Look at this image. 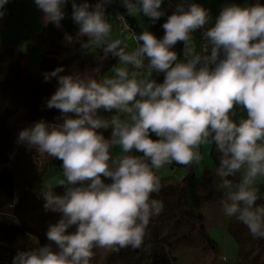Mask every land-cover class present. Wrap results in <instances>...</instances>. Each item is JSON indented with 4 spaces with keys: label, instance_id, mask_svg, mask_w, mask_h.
<instances>
[{
    "label": "clouds",
    "instance_id": "clouds-1",
    "mask_svg": "<svg viewBox=\"0 0 264 264\" xmlns=\"http://www.w3.org/2000/svg\"><path fill=\"white\" fill-rule=\"evenodd\" d=\"M8 2L0 0V19ZM69 2L79 28L65 39L84 50L99 47L119 66L99 80L87 73L60 75L63 67L44 74L45 81L58 80L47 107L59 110L62 122H35L19 132L18 142L62 161V178L41 189L45 212L60 218L47 228L48 243L18 251L12 264H91L94 249L140 248L150 220L164 208L152 196L162 186L157 173L173 163L200 164V150L208 145L219 154L215 172L227 189L224 215L264 239V204L257 203L264 197L256 187L264 179V5H226L206 27L209 10L181 2L163 23L162 39L147 30L132 33L136 46L128 50L106 19L113 0H34L57 28ZM121 2L129 15L142 13L153 22L164 15L163 0ZM200 29L198 52L192 33ZM178 42L182 61L172 50ZM153 71L164 74L162 83L148 78ZM237 106L246 117L235 119ZM100 109L116 114L105 119ZM109 128L106 139L98 130Z\"/></svg>",
    "mask_w": 264,
    "mask_h": 264
},
{
    "label": "trees",
    "instance_id": "trees-1",
    "mask_svg": "<svg viewBox=\"0 0 264 264\" xmlns=\"http://www.w3.org/2000/svg\"><path fill=\"white\" fill-rule=\"evenodd\" d=\"M257 2L264 5V0H247L244 6H252ZM89 3L94 5L96 2L89 0ZM111 5L125 17L133 33L139 35L147 30L158 39L163 38L162 25L170 15L167 11L153 22L143 14L140 19L136 15H129L121 0H113ZM63 11L65 16L61 21V27L57 28L52 23H44L34 36L35 42L45 47L36 73L27 68L29 56L36 46L29 47L25 51L0 47V264H12L13 257L18 251L48 243L47 228L49 224L56 223L60 218L58 213L45 212L40 179L49 166L62 170V161L49 157L42 167H34L29 173L19 174L18 179L15 177L14 170L8 165L9 119L13 111L22 106L32 120L44 119L52 123H60L62 121L58 119L61 116L59 110L47 107V100L56 91L58 80L52 78L45 81L44 74L57 67L64 69L60 75L75 73L73 68H76V73L90 69L97 78L119 61L111 54L105 55L99 47L84 50L81 49L79 41L69 43L65 39V34L75 38L79 26L72 20L70 2L64 6ZM106 19L113 26V37L122 41L123 37L118 33L116 20L110 14L106 16ZM84 39L86 38H81V40ZM133 44L135 47L134 42ZM124 45L127 44L122 41V46ZM127 47L131 50L128 45ZM183 47V43L178 42L172 49L177 52L178 59L181 61L184 59ZM149 79L162 83L164 74L153 71ZM115 114V111L106 112L103 109L98 111V115L105 119ZM98 131L106 139L111 136L110 128ZM150 136L153 140L158 139L155 134ZM132 154L141 155L135 150ZM218 155L212 146L211 157L215 168L219 165ZM169 166L186 167L187 173L177 183H170L160 176L161 190L158 194L153 193L152 196L161 200L164 208L158 216L150 220L144 244L138 249L128 247L118 252L95 249L100 251L97 254H102L107 260H119L122 264H174L175 245L178 242L190 241L197 230L209 246H215L214 240L205 232L203 215L199 211L203 200L207 196L212 197L211 192L206 191L205 183L196 177L194 169L190 166L176 163ZM238 177L239 174L236 178ZM217 178L221 181L218 176ZM54 191L57 194H63L64 189L54 187ZM261 196L264 197V195ZM257 203L264 204V198ZM229 228L238 243L237 259L234 264H264V239L253 238L247 227L234 217L231 219Z\"/></svg>",
    "mask_w": 264,
    "mask_h": 264
},
{
    "label": "rangeland",
    "instance_id": "rangeland-1",
    "mask_svg": "<svg viewBox=\"0 0 264 264\" xmlns=\"http://www.w3.org/2000/svg\"><path fill=\"white\" fill-rule=\"evenodd\" d=\"M236 1L230 0L226 5L235 4ZM244 3L246 4L247 0H244ZM44 23H46L44 14L37 8L34 0H9L5 5V15L0 19V47L4 46L8 49L25 51L29 47L36 46V49L29 56L27 63V68L34 73L38 71L40 58L45 52V47L37 44L34 36ZM124 43L130 49L134 48L131 40H126ZM198 50L200 51V48ZM117 66H119V61L112 68L98 75L97 78L96 74L90 69L80 71V73H87L99 80L104 76L113 75V69ZM142 71L148 72L147 68ZM73 72L76 73V68H73ZM152 73L148 78H150ZM243 117H246V110L237 106L235 119L238 120ZM41 120L44 119L38 121ZM38 121L30 119L26 109L22 106L14 110L9 119L10 143L7 147L8 165L14 170L17 179L19 178V174L29 173L34 167H42L49 159L47 156H39L35 149L29 150L24 143L18 142L19 132L33 126ZM211 149L212 145L202 147L200 150L203 155L202 162L189 166L194 169L196 177L203 180L206 185V191L212 194V197L207 196L203 200L199 211L203 215L205 232L214 240L215 246H209L205 238L197 230L193 233L190 241L178 242L175 245L173 249V254L176 257L174 264H234L237 259L238 243L235 235L229 228L232 217L224 215L221 205V200L224 198L227 189L221 186V181L217 178L214 161L211 157ZM119 151V146H117L113 152L117 154ZM186 173V167H171L166 165L163 169L159 170L157 175L166 178L170 183H177ZM62 176V170L55 169L53 166L47 167L41 175L40 191L44 183H48L49 181L54 183L57 179L62 178ZM238 179L239 177L233 179V184L237 183ZM256 187L259 193L264 195V179L258 180ZM34 247L36 246L34 245ZM99 252L94 249L95 254L91 264H122V262L116 259L107 260L102 254H97Z\"/></svg>",
    "mask_w": 264,
    "mask_h": 264
},
{
    "label": "built area",
    "instance_id": "built-area-1",
    "mask_svg": "<svg viewBox=\"0 0 264 264\" xmlns=\"http://www.w3.org/2000/svg\"><path fill=\"white\" fill-rule=\"evenodd\" d=\"M96 2V0H94ZM165 5H166V10L167 12L171 15L173 12L176 10V7L179 3L183 2L185 4V7H187V4H189V0H164ZM108 14L112 15V17L116 20V24L118 27V33L122 37H131V34L133 33L130 29L129 24L127 23L125 17L116 9L113 8L111 4L106 5V11L105 15L107 16ZM211 23L209 25H206V27H210ZM199 31V36H198V44L200 50H202V45L204 43L203 37H202V32L204 29H200Z\"/></svg>",
    "mask_w": 264,
    "mask_h": 264
},
{
    "label": "crops",
    "instance_id": "crops-1",
    "mask_svg": "<svg viewBox=\"0 0 264 264\" xmlns=\"http://www.w3.org/2000/svg\"><path fill=\"white\" fill-rule=\"evenodd\" d=\"M230 0H189V3H198L205 9L209 10L210 16L212 18L211 20V26L214 25L216 17H218L220 11L224 6H226V3L229 2ZM235 4H238L240 6H244V0H237ZM162 12H166V5L165 1L163 0L161 9ZM142 13H137L136 16L140 19ZM142 24V23H141ZM193 39L197 45V51L199 52V44H198V36H199V31H195L192 33ZM126 40H131L129 37H123L122 41L125 42ZM132 41V40H131ZM133 42V41H132ZM184 58V56H183Z\"/></svg>",
    "mask_w": 264,
    "mask_h": 264
}]
</instances>
